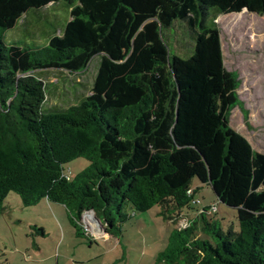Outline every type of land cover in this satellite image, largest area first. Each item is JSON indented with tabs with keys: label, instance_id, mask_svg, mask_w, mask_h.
Wrapping results in <instances>:
<instances>
[{
	"label": "trees",
	"instance_id": "16d2710c",
	"mask_svg": "<svg viewBox=\"0 0 264 264\" xmlns=\"http://www.w3.org/2000/svg\"><path fill=\"white\" fill-rule=\"evenodd\" d=\"M63 1L69 18L46 45H7L4 31L29 9ZM264 14V0H0V214L15 192L24 206L63 205L76 236L85 211L119 236L135 212L159 207L177 223L155 260L163 264H264V153L230 126L247 111L240 80L224 66L218 15ZM187 30L192 53L169 52L163 29ZM99 56L78 103L44 109L35 71L83 72ZM89 165L71 176L63 165ZM197 178L236 208L239 230H222L193 200ZM213 204V203H212ZM216 212V211H215ZM44 235L42 227L35 228Z\"/></svg>",
	"mask_w": 264,
	"mask_h": 264
},
{
	"label": "rangeland",
	"instance_id": "374dc122",
	"mask_svg": "<svg viewBox=\"0 0 264 264\" xmlns=\"http://www.w3.org/2000/svg\"><path fill=\"white\" fill-rule=\"evenodd\" d=\"M242 10L241 12H243ZM69 13L63 1L41 9H29L14 27L3 34V41L30 47L47 44L53 31L62 29ZM220 28L224 66L238 74L239 100L247 111L236 106L231 110L230 126L242 134L257 151L264 153V14L243 12L216 17ZM170 53L188 56L192 53L190 39L180 21L163 29ZM99 56H94L87 68L79 73L64 70H42L34 74L46 82L44 109L63 108L78 103L87 93L96 73ZM89 162L82 157L63 165L65 173L74 176ZM195 198L202 205L217 204L216 212L207 217L219 222L222 230H239L237 210L219 202L209 185L197 178L191 181ZM154 206L132 216L121 224L120 236L110 241L89 236H76L63 205L42 198L37 204L24 206L15 192L4 200L0 214V264H56V255L81 257L86 264H163L155 258L167 245L177 224L164 220ZM42 227L44 235L35 228ZM116 244L115 247L113 245ZM74 255V254H73ZM143 256V257H142ZM142 258V259H141ZM141 259V260H139ZM139 260V261H138ZM61 261V258H60Z\"/></svg>",
	"mask_w": 264,
	"mask_h": 264
},
{
	"label": "crops",
	"instance_id": "0c3cea01",
	"mask_svg": "<svg viewBox=\"0 0 264 264\" xmlns=\"http://www.w3.org/2000/svg\"><path fill=\"white\" fill-rule=\"evenodd\" d=\"M206 205H202L201 207H204ZM199 213V211H195V212H184L182 213V216H184V218L188 221V225L191 222V220L197 216V214ZM92 215H90L89 220L91 223L90 228H88V230H85L86 235L89 236L92 239H97V238H102L103 240L106 241H110V239H115L114 241H116V238L118 236H111L108 233L104 232L103 228L100 226V224L98 222L95 221L94 218L91 217ZM171 223V221H168ZM120 236V235H119ZM116 244L113 245V247H115ZM74 254V255H73ZM70 257L66 256H62V255H56L55 260H56V264H86V261L84 259H82L81 257H77L75 258V253H73ZM143 257V256H142ZM61 258V261H60ZM142 259V258H141ZM139 259V260H141ZM138 260V261H139Z\"/></svg>",
	"mask_w": 264,
	"mask_h": 264
},
{
	"label": "built area",
	"instance_id": "2783aa9c",
	"mask_svg": "<svg viewBox=\"0 0 264 264\" xmlns=\"http://www.w3.org/2000/svg\"><path fill=\"white\" fill-rule=\"evenodd\" d=\"M193 201L196 204H201L200 200L197 199V198H194ZM216 210H217V204H214V203L211 204L209 209H208V211H210V212H215ZM84 213L82 215V223H83L84 228H87V230H88V228H90V225H91L92 222H90V220H89V213H87V214H84ZM176 224H177L178 228H184V227H186L188 225V221L184 218V216L181 215L178 218Z\"/></svg>",
	"mask_w": 264,
	"mask_h": 264
},
{
	"label": "water",
	"instance_id": "95a60500",
	"mask_svg": "<svg viewBox=\"0 0 264 264\" xmlns=\"http://www.w3.org/2000/svg\"><path fill=\"white\" fill-rule=\"evenodd\" d=\"M87 213L91 214V215H92L91 217L94 218L95 221L98 222V223L100 224V226L103 228L104 232H106L105 229H104V225H103V223L99 220V218H97V217L95 216L94 211H93V210H88V211H85L84 214H87ZM85 229L87 230V228H85Z\"/></svg>",
	"mask_w": 264,
	"mask_h": 264
},
{
	"label": "bare ground",
	"instance_id": "6f19581e",
	"mask_svg": "<svg viewBox=\"0 0 264 264\" xmlns=\"http://www.w3.org/2000/svg\"><path fill=\"white\" fill-rule=\"evenodd\" d=\"M91 214H89V216H90ZM90 218V217H89Z\"/></svg>",
	"mask_w": 264,
	"mask_h": 264
}]
</instances>
